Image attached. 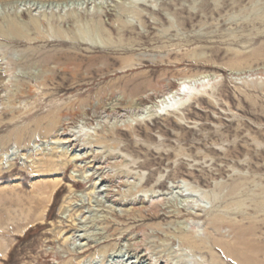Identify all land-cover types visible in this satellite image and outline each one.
I'll return each instance as SVG.
<instances>
[{"label":"rangeland","instance_id":"obj_1","mask_svg":"<svg viewBox=\"0 0 264 264\" xmlns=\"http://www.w3.org/2000/svg\"><path fill=\"white\" fill-rule=\"evenodd\" d=\"M140 1L0 0V264H264V0Z\"/></svg>","mask_w":264,"mask_h":264},{"label":"bare ground","instance_id":"obj_2","mask_svg":"<svg viewBox=\"0 0 264 264\" xmlns=\"http://www.w3.org/2000/svg\"><path fill=\"white\" fill-rule=\"evenodd\" d=\"M133 4H136V3H140V2H142V1H140V0H133ZM143 2H146V1H143ZM140 4H142V6H144L145 8H148L149 9V6H147V5H144L143 3H140ZM168 10V9H167ZM169 12V11H168ZM180 14V13H179ZM111 16H112V14H110ZM182 15V14H181ZM190 15V14H189ZM188 15V16H189ZM197 16V15H196ZM175 17V16H174ZM179 18V17H178ZM189 18V17H188ZM167 19V18H166ZM159 20V19H158ZM194 20V19H193ZM146 21V20H145ZM186 21V20H185ZM192 22V21H191ZM145 23V22H144ZM182 24V23H181ZM184 25V24H183ZM172 26H174V25H172ZM184 27H185V25H184ZM155 28V27H154ZM114 30V32H116L118 35H120L121 37H124L126 34L128 35V31L127 30H125V28L124 27H121V29H113ZM156 30V29H155ZM145 31V30H144ZM135 32H136V30H135ZM115 33V34H116ZM130 34V33H129ZM148 34V33H147ZM162 34H164V33H162ZM137 36H139L140 37V39L141 40H143V39H146V37H148V36H146V35H142V34H136ZM150 37V36H149ZM148 37V38H149ZM78 40H79V43H81V44H83V45H85V46H91L92 47V44L90 43V41H89V37L87 38V37H85L84 35H79V38H78ZM147 41V40H146ZM65 43V42H64ZM74 43V44H73ZM72 43V45L73 46H76V44L77 45H81V44H78V43H76L75 44V42H73ZM70 44V43H69ZM154 45V44H153ZM63 46V45H62ZM72 46V48H74ZM78 47V46H77ZM76 47V48H77ZM81 47V46H80ZM93 47H95L94 45H93ZM97 48L99 47V46H96ZM120 47H122L121 46V44H118V46H116V45H114L112 48H108L110 51H111V53L112 54H117V53H119V49H117V48H120ZM132 49V48H131ZM127 51L126 49H125V47H123V49H121V51ZM130 51V50H129ZM46 53V52H45ZM109 53V52H108ZM127 53V52H126ZM106 56V55H105ZM45 57V62L47 61H50L51 60V58L52 57H50L48 54H47V56H44ZM54 58V57H53ZM81 58H83V56H81V55H79V54H77V53H63V54H60L59 55V58L57 59L58 61H69V62H74V61H77V60H79V59H81ZM105 59H110V56H108V57H105ZM55 61V60H54ZM109 62V61H108ZM185 84H187V83H184V85ZM183 86V85H182ZM181 86V87H182ZM182 89V88H181ZM183 90V89H182ZM184 91V90H183ZM173 94V96H174V100L172 101H170V104H169V102L167 101L168 99H166V97L167 96H165V97H163L162 98V105L160 106L159 105V103H158V105L156 106V110H154V111H156L155 113L156 114H158V112L159 111H165V110H173V111H175V112H177V111H179L181 108H182V106L184 105V103L182 102V101H185V103L186 102H188L193 96H194V92H193V90L192 89H187L186 88V91H184V94H181L180 93V90H177L176 92H174V93H172ZM171 99V98H170ZM154 107V106H153ZM166 107H168V108H166ZM163 108V109H162ZM165 109V110H164ZM147 110V109H146ZM153 110V109H152ZM66 135V134H65ZM67 137V136H66ZM60 141V140H59ZM72 140H70V142H71ZM64 142V141H63ZM82 142V141H81ZM66 144V143H65ZM70 144V143H69ZM65 156L64 155H62L61 156V158H64ZM56 165V162H55V159H51L49 162H48V164L46 165V166H55ZM45 165H44V167H46ZM57 184V183H56ZM96 184V183H95ZM56 186V185H55ZM35 187H36V185H35ZM42 189V188H41ZM55 189H57V188H55ZM40 190V189H39ZM11 192V191H10ZM38 193L40 192V191H37ZM49 198V197H48ZM201 199H204L205 201H207V200H209L210 201V199H211V196L210 195H203V196H201ZM33 200H34V197H33ZM33 200H31L30 202H28L29 204L27 205V203L25 204L24 202L22 203V204H19L18 205V207L17 208H19L20 210V214L21 215H24L26 212L29 214V212L30 211H32V204H33ZM17 203H18V201H17ZM16 204V203H15ZM17 205V204H16ZM47 205V204H46ZM17 208H16V210H17ZM14 209V208H13ZM10 210V209H9ZM8 210V211H9ZM42 211V210H41ZM16 212V211H15ZM43 212V211H42ZM46 212V211H45ZM10 214V213H9ZM16 214H18L17 212H16ZM39 214V213H38ZM42 214V213H41ZM46 214V213H45ZM44 215V214H43ZM13 216V215H12ZM17 217V216H16ZM21 217V216H20ZM26 217V216H25ZM43 217V216H42ZM45 217V216H44ZM20 220V219H19ZM44 220V219H43ZM14 221V220H13ZM37 221V220H36ZM35 221V222H36ZM38 221H39V219H38ZM16 222V221H15ZM15 222H13L14 223V225H15ZM9 248V247H8ZM186 264H191V261H189V258L186 260ZM197 264V263H196Z\"/></svg>","mask_w":264,"mask_h":264}]
</instances>
